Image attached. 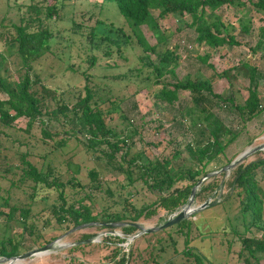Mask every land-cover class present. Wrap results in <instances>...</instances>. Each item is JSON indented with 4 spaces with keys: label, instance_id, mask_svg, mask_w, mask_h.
Segmentation results:
<instances>
[{
    "label": "rangeland",
    "instance_id": "1",
    "mask_svg": "<svg viewBox=\"0 0 264 264\" xmlns=\"http://www.w3.org/2000/svg\"><path fill=\"white\" fill-rule=\"evenodd\" d=\"M34 1L0 0V57L5 58L2 71L8 67L6 72L11 73L14 78H17L23 69L19 70L22 62L15 44L6 42L14 32V27L10 26V23L18 22L22 15L27 14V6ZM48 1L50 0L44 1L43 5ZM60 12L61 16H53L47 23L54 35L50 50L33 61L30 72L33 79L36 77L38 79L35 87L39 89L43 83L48 88L55 89L56 100L61 97L62 91V97L65 98L67 105H70L79 92L83 94L86 81L83 72H88L89 84L95 90V97L103 101L100 105L106 122L121 137H127V141L132 142L128 156L142 151V161L168 157L171 158L173 171L179 167L191 166L193 159L186 150L187 143H203L211 137L209 128L202 118L205 110H201L200 105L195 104L188 90H179L177 99L172 103L155 97V92L159 90L161 84L152 82L153 75L150 79L145 78L148 72L146 68L140 73L133 69L134 66L141 65L140 56L145 53L116 2L65 0ZM211 14L220 15L221 20L230 26L231 33L240 43H226L207 48L196 42V33L192 27L183 25L184 22L176 21L174 16L169 14L161 18L159 24L169 31L167 46L180 56V63L175 69V76L167 74L163 78L166 81H174L185 76L207 78L211 80L214 92L232 95L234 104L243 103L247 96L248 77L235 68L230 71L234 74L232 77L226 78L219 74L226 68L237 66L243 60L253 65L264 64V46L253 50L258 27L264 23L263 13L247 3L246 6L239 8L222 5ZM247 17L251 32L245 34L240 29V24L241 20ZM97 18L105 20V23L98 24L95 21ZM72 19L79 22L81 27L78 30L71 27ZM184 20L189 22L190 16L185 14ZM109 21L114 24L109 25ZM91 25H95L97 35L107 34L112 40L94 46L95 42L92 43L88 36ZM141 30L150 43L155 41L154 35L145 25L141 26ZM181 38H184L187 44H193V47L189 48L181 43ZM106 42L112 49L109 55L103 52ZM205 53L209 54L207 62L211 66L199 59ZM91 55L96 56L94 64H91ZM150 56L153 59L156 57L154 53ZM130 67L132 68L129 69ZM6 97V93L0 91V99ZM210 98L211 103L204 102L203 106L222 121L219 138L224 141L228 136L224 128L238 132L209 162L207 168L211 171L227 164V160L234 159L244 149L264 142V99L260 101L262 110L248 118L245 114L240 115L234 105L214 97ZM110 99L114 101L111 102ZM45 100L48 101V97ZM53 105L55 102L51 101L49 107ZM26 122L27 118L20 116L10 126L0 124V202L6 197L10 203L18 205L27 206L31 202L25 219L19 210L14 211L9 219L6 215H0V241L8 236L12 237L13 241L19 243V253L37 248L47 241L64 245L49 249L41 255L38 253L26 257L17 264H113L121 254L129 253L128 264H197L194 255H185L182 252L185 247V236L177 230L176 223L162 229L140 233L128 244L124 243L125 236L136 233L137 228L126 233L120 225L99 223L105 221L101 219V213L104 211L119 212L129 217L130 213L152 203L160 195L159 190L150 188L138 177L136 166L132 168L133 181H128L123 170L127 168V163L120 167L123 149L109 157L107 153L111 149L105 143L90 146L85 135L72 134L69 125H60L53 120L52 130L57 132L58 138L64 137L66 141L57 148L45 144L50 146L43 149L44 146L42 147V143L40 144V140L37 139L42 135L41 124L36 121L29 133L24 129ZM27 142L30 146L28 148L33 151L36 150L40 154L44 150L47 152L44 159L37 156H32L31 159L44 169L51 165L54 169L51 176L59 175L61 179L66 180L73 175L87 189H90L88 185L98 184V187L90 189L91 194L86 201L93 213H98L97 223L86 224L65 233L69 229L64 228L68 222L60 225L51 212V207L58 202L57 190L42 186L32 194V181L27 179L20 186H16L19 182L20 169L10 168L19 162L18 152L27 149ZM175 150L179 151L177 156L173 155ZM261 157H264V149L252 152L241 162L247 163ZM91 168L95 170L97 179L90 178ZM233 168L207 178L205 182H211L212 185L203 190H200L199 186L196 190L198 194L192 203L194 207L205 200L209 202L216 200L214 204L200 208L187 217L192 221L188 244L191 251L201 257V264H243L242 258L238 256V250L242 246L239 234L245 232L248 235L259 236L263 233L262 228L257 225H252L249 231H246L250 213L248 211L243 213L237 189L227 195L231 188L229 180L232 178ZM255 171L264 191V165ZM11 179L15 185H11ZM185 182L178 181L176 185L181 186ZM83 191L79 187L65 185V194L69 200L84 194ZM2 209L6 211L8 207L2 206ZM173 212L167 213L165 208L155 203L150 207V211L142 214L137 221L145 226H155L166 220ZM181 230L185 231L187 227L182 226ZM103 231L106 233L101 234ZM82 234L88 236L82 237ZM91 236L97 237V240L70 244ZM252 264H264V256L258 263L253 261Z\"/></svg>",
    "mask_w": 264,
    "mask_h": 264
},
{
    "label": "trees",
    "instance_id": "2",
    "mask_svg": "<svg viewBox=\"0 0 264 264\" xmlns=\"http://www.w3.org/2000/svg\"><path fill=\"white\" fill-rule=\"evenodd\" d=\"M39 1L35 0L30 3L27 6L28 13L22 15L18 22L10 23V26L14 27V32L10 34L6 42L15 44L16 52L20 55L22 62L19 70L23 69V72H19L18 77L14 78L11 73L6 72L8 71V67L3 69L5 72L2 71L5 58L0 57V91H3L7 95L6 98L0 99V124L10 126L15 119L24 116L27 118L24 129L30 133L35 122L38 121L41 124L42 135L36 138L40 140V144L42 143L41 146H44L43 149L50 146L45 144H51L57 148L66 141L64 137L58 138L57 132L52 130V120L60 125H69L72 134L79 133L85 135L86 142L90 146L105 143L111 149L107 153L109 157H112L116 151L123 149L120 167L123 163H127V168H123V170L128 181H133L132 168L136 166L138 169V177L142 178L147 186L157 189L160 192L158 199L136 209V211L130 213L129 217L119 212L104 211L101 213L102 220L126 222L122 225L124 232L128 233L136 229L130 222L137 221L142 214L150 211V207L155 203L165 208L167 213L173 212L178 206L187 201L191 188L197 180L206 172L210 171L207 168L209 162L238 133L234 130L224 128L228 132V136L222 141V138H219L218 135L222 121L213 112L206 110L203 106L204 102L211 103L210 97L220 99L224 103L228 102L234 105L240 115L245 114L248 118L257 115L263 107L257 89L258 76L256 66L244 60L237 64V66L222 70L219 74L226 78L232 77L234 74H231L230 71L235 68L248 77L247 96L244 98L243 103L234 104L232 95H222L221 93L214 92L211 80L207 78L202 79L185 76L181 79L176 78L174 81L164 80L163 77L167 74L175 76V69L180 63V56L173 52L172 48L167 46L170 33L161 27L159 20L169 14L173 15L176 21L184 22L183 25L192 27L196 33V42L207 48H214L226 43L239 44L240 42L235 39V35L231 33L230 26L221 20L220 15L214 14L212 16V11L226 4L239 8L249 3L254 9L262 12L264 17V0H114L145 53L140 56L141 65L134 66L133 69H137L138 73H140L146 68L148 72L145 78L150 79V76L153 75L152 82L161 84L159 90L155 92V97L167 103H172L177 99L179 90H188L191 97L194 98L195 104L200 105L201 110H205L202 118L206 122V127L209 128L211 137L203 143H187L186 150L188 155L193 159V163L187 168L179 167L175 171L171 170V158L168 157L142 161V151H137L128 156L132 142H128L127 137H121L106 122L104 112L100 105L103 101L99 97H95V90L89 84L90 74L88 72H83L86 80L83 86V94L79 92L75 101L70 105H67L65 98L62 97V91H60V94H62L61 97L56 100L55 89L48 88L43 83L40 84L41 88L37 89L35 87L38 79L37 77L33 79L30 72L33 61L50 50L51 39L54 35L47 23L53 16H61L59 10L65 2V0H50L43 5V2L47 0ZM185 14L190 16L189 22L184 20ZM72 20L71 27L78 30L81 27L79 22H75L74 19ZM95 21L98 24L105 23V20L100 18H97ZM241 21L240 29L245 34L251 32L249 18L247 17ZM113 24L112 21H109V25ZM142 25H145L154 35L155 41L153 43H150L144 36L141 30ZM95 28V25H91L88 31L91 42H95L94 46H98L103 41L109 42L112 40L107 34L97 35ZM263 46L264 23L258 27L253 50L261 49ZM117 49L118 47H116ZM111 51L112 49L109 48V44L106 42V48L103 51L104 54L109 55ZM151 53L155 54V59L150 56ZM208 56L209 54L205 53L199 59L207 63L208 66H211L207 62ZM90 61L91 64H94L96 56L91 55ZM47 97L48 101L45 100ZM51 101H54L55 105L49 107ZM110 101L112 102L114 100L110 99ZM111 138L114 140H110ZM27 143V149L18 152L19 162L10 168L20 169L19 182L16 184L11 179V185L16 184V186H20L27 179L32 181V194H35L42 186L57 190L58 202L51 207V212L60 225L68 222L64 227L65 230L70 228L71 225L73 227L80 223L98 221V213H93L90 204L86 202L91 194L90 189L98 187V184H94L95 186L88 185L90 189H87L73 175L69 176L66 180L61 179L59 175L51 176L54 170L51 165H47L48 168L44 169L42 165H37L31 159L32 156L44 159V155L47 152L44 150L40 154L36 150L33 151L28 148L30 146L29 142ZM178 154V150L173 152V155L177 156ZM230 161L231 159L227 160V163ZM262 165H264V157L247 163L239 162L234 166L232 178L229 180L231 188L227 192V195L236 188V193L240 196L243 213L246 211L250 213V220L245 228L246 231H249V227L252 225H257V227L263 230V233L259 236L248 235L245 232L239 234L242 246L238 250V256L242 258L243 264H252L253 261L258 263L261 257L264 256V191L259 184V179H257V173L255 171ZM5 170L9 171L8 168H5ZM89 175L91 179H97V174L93 168L89 170ZM182 180L186 181L185 184L181 186L176 185L178 181ZM66 184L83 189L84 194H80L76 198L69 200L65 194ZM210 185H212L211 182H205L204 180L200 185V190L210 187ZM197 194L198 192L196 191L195 196ZM76 202L78 205H76ZM30 203L27 206L24 204L18 205L10 203L6 197L0 202V215H6L7 219H9L14 211L19 210L22 218L25 219L30 210ZM2 206H7L8 209L4 211ZM191 223V218H185L177 222L175 227L185 236V247L182 252L185 255H194L196 263L201 264V257L192 252L191 246L188 244ZM182 226H186L187 230H181ZM86 236L88 234H82V237ZM174 243L175 239H173ZM18 253L19 243L13 241L12 237L8 236L0 241V257H9ZM129 255L121 254L114 260L113 264H128Z\"/></svg>",
    "mask_w": 264,
    "mask_h": 264
},
{
    "label": "water",
    "instance_id": "3",
    "mask_svg": "<svg viewBox=\"0 0 264 264\" xmlns=\"http://www.w3.org/2000/svg\"><path fill=\"white\" fill-rule=\"evenodd\" d=\"M258 149H264V142H262L260 144H257L256 146L244 149L234 159H232L227 164L221 166L219 169L208 171L204 175H202L197 180V182L192 186L190 195H189L186 203L183 204L180 207V209H178V210L174 211L172 214H170L166 218V220H164L160 224L155 225V226H145L144 224H142L141 222H138V221L130 222L131 225H133L135 228L138 229V231L136 233H134V234L126 235L124 243L128 244L135 236H137L140 233L151 232V231H154V230L162 229L164 227H167V226H169L171 224L177 223L178 221H181V220L187 218L191 213H193L194 211H196V210H198L200 208H203V207H205L207 205L214 204L216 202V200H213V201H210V202L208 200H205L203 203H201L197 207H194L192 205L193 200H194V196H195V192L198 189V187L201 185V183L204 180H206L207 178L213 176L216 173H220L222 171H226V170L234 167L237 163L241 162L246 156H248L249 154H251L252 152H254V151L258 150ZM92 223H97V221H95V222L91 221V222H88V223L77 224V225L69 228L65 233H68V232H70V231H72L74 229H77V228H81V227L85 226L86 224H92ZM99 223H102L104 225H120V226H122L126 222H124V221H104L103 222L102 221V222H99ZM103 233H106V232H104V231L101 232V234H103ZM95 240H97V237L91 236V237H88V238H84V239H80V240L71 242L70 244L86 243V242L95 241ZM61 245H64V243L55 244L54 241H49V242H47V243H45V244H43V245H41V246H39L37 248H33V249H30V250H27V251H24V252L9 256V257L2 256V257H0V264H17V263L22 262V260L24 258H26V257H30L32 255H35V254H38V253H41V252H46L49 249H52V248H55V247H58V246H61Z\"/></svg>",
    "mask_w": 264,
    "mask_h": 264
},
{
    "label": "crops",
    "instance_id": "4",
    "mask_svg": "<svg viewBox=\"0 0 264 264\" xmlns=\"http://www.w3.org/2000/svg\"><path fill=\"white\" fill-rule=\"evenodd\" d=\"M256 66L257 70V76H258V83H257V89L260 94L261 100L264 99V64H254Z\"/></svg>",
    "mask_w": 264,
    "mask_h": 264
},
{
    "label": "built area",
    "instance_id": "5",
    "mask_svg": "<svg viewBox=\"0 0 264 264\" xmlns=\"http://www.w3.org/2000/svg\"><path fill=\"white\" fill-rule=\"evenodd\" d=\"M181 43L186 44L189 48L193 47V44H187L184 38H181Z\"/></svg>",
    "mask_w": 264,
    "mask_h": 264
},
{
    "label": "bare ground",
    "instance_id": "6",
    "mask_svg": "<svg viewBox=\"0 0 264 264\" xmlns=\"http://www.w3.org/2000/svg\"><path fill=\"white\" fill-rule=\"evenodd\" d=\"M42 253H45V252H41V253H39V254L41 255ZM21 264H22V263H21Z\"/></svg>",
    "mask_w": 264,
    "mask_h": 264
}]
</instances>
